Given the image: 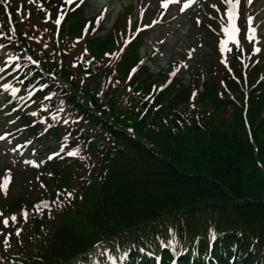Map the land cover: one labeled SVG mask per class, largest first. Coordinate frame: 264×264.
I'll return each instance as SVG.
<instances>
[{"label": "trees", "instance_id": "16d2710c", "mask_svg": "<svg viewBox=\"0 0 264 264\" xmlns=\"http://www.w3.org/2000/svg\"><path fill=\"white\" fill-rule=\"evenodd\" d=\"M48 7L54 19L58 0ZM13 9L0 0V50L65 146L35 181L41 193L2 201L0 264H94L108 248L119 264H170L169 241L178 264H264V71L176 90L139 66V40L119 59L107 56L115 35L70 58L79 16L53 39L56 27L34 34Z\"/></svg>", "mask_w": 264, "mask_h": 264}, {"label": "rangeland", "instance_id": "374dc122", "mask_svg": "<svg viewBox=\"0 0 264 264\" xmlns=\"http://www.w3.org/2000/svg\"><path fill=\"white\" fill-rule=\"evenodd\" d=\"M189 1H191L193 5L188 11L181 12L180 7ZM245 1L253 16L247 21L248 31L244 27L245 32H247L238 39L239 35L236 23L238 16L236 3L238 0H81V2L87 4L88 16H98L99 20L105 21L106 28H109L118 16L122 19V23L125 22L124 15L122 14V7L126 5L129 6V4H132L135 8L132 19L135 18L136 7H140L137 6L140 3L145 10L150 12L154 10L157 11L160 8L164 9L161 19L164 18L165 20L162 21L160 19L147 26L144 49L141 53L143 55L145 52L146 55L149 54L150 51H160V49L157 48V46H160L161 51L156 54L155 61L156 64L161 67H167L169 60L176 58V55L179 53H184L189 45L191 46V44H195L200 40V30H192L191 16L196 10L202 8V13H205V15H202V21L205 22V16L206 20H211V25L213 23L217 24L215 27V36L210 37L207 42V44L211 46V57L212 60H214V71L217 72V75H221V72L226 69L225 64H227L225 61H222L224 65L220 62L221 55L218 49H220L222 53L234 49L245 51L246 43L250 41L254 43L255 40L252 52L258 55L259 58H263L264 56V0ZM215 5H218L220 10L216 9ZM209 8L214 13L208 14ZM148 16L149 14H145V18L143 19L145 22L150 20ZM119 30L123 31L109 50V56H114L120 51V47L129 35L123 24L117 28V31ZM255 44L258 46L254 49ZM200 47H202V50L205 52L206 46L204 43H202ZM81 52L82 50L80 48H76L72 58L77 57ZM105 67H107V65ZM0 88H2L1 84ZM9 95L13 96L15 92L11 91ZM6 99L3 93L0 92V102L1 100L7 101ZM4 101L0 108V120L3 122H5L7 117L11 114L16 118L14 103ZM10 106L13 108L10 109ZM7 111L9 112L7 113ZM18 126V120L16 118L14 122L11 121L7 123L5 129L9 130V132H14ZM19 132L20 131L14 132L9 136H0V191L3 192L8 189L7 191L13 198L33 190L41 193V190L39 191L36 186L35 178L37 174L35 173H40L43 170L44 158L46 156L51 157L58 151L56 149V143L51 139L43 140L42 144H39V142H36L34 139H29L26 143H18L15 148H12V145L18 142L19 136L22 135L21 132ZM12 135L14 137H12ZM143 201H145L144 198ZM29 216L30 213L24 216L27 222L29 221ZM98 259L100 264H108L109 262V264H114L113 260L108 255L102 256L99 254Z\"/></svg>", "mask_w": 264, "mask_h": 264}]
</instances>
